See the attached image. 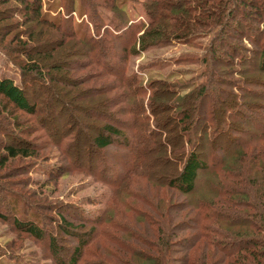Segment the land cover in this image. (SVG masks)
<instances>
[{
  "label": "rangeland",
  "instance_id": "obj_1",
  "mask_svg": "<svg viewBox=\"0 0 264 264\" xmlns=\"http://www.w3.org/2000/svg\"><path fill=\"white\" fill-rule=\"evenodd\" d=\"M61 1L40 0L38 10L21 0H0V76L21 85L35 106L30 113L0 95V264H71L81 241L76 264H146L144 258L149 264H238L233 262L238 256L264 264V255L236 245L252 227L207 219L209 210L200 207L201 200L224 202L213 186L224 180L218 171L202 170L194 191L182 194L168 186L169 159L152 150L146 154L152 165L124 174L137 150L130 119L155 102L158 118L171 115L164 122L169 135L178 133L184 125L174 114L178 93L206 83L210 70L213 94L193 104L192 111L211 113L216 90L232 91L235 99L228 96L220 106L227 109L223 135L211 144L202 138L199 153L210 164L213 151L223 158L238 149L237 138L255 143L248 133L264 128V71L259 68L264 16H256L253 4L264 9V0H201L193 15L209 7L213 16L200 18L204 23L195 26L190 40L170 39L144 51L137 40L151 19L174 31L179 12L163 4L156 9L162 18L149 15L145 0ZM121 14L125 22L117 31ZM206 21L214 25L207 27ZM213 47L218 61L211 58ZM30 63L42 76L23 70ZM155 81L154 94L148 85ZM234 100L244 105L246 116L235 115ZM106 114L127 118L132 127H123L127 141L117 138L97 149L93 139L111 118ZM8 145L25 147L31 155L9 157L3 164ZM106 159L120 175L102 168ZM257 200L252 201L260 207ZM197 217L203 230L194 226ZM22 218L29 225L15 222ZM61 220L76 228L66 233ZM30 223L43 234L32 232ZM159 231L171 244L162 257L167 260L154 263L160 257L153 249Z\"/></svg>",
  "mask_w": 264,
  "mask_h": 264
},
{
  "label": "trees",
  "instance_id": "obj_2",
  "mask_svg": "<svg viewBox=\"0 0 264 264\" xmlns=\"http://www.w3.org/2000/svg\"><path fill=\"white\" fill-rule=\"evenodd\" d=\"M21 1L40 10V0ZM145 1L148 3L146 5L145 11L149 15L151 14L152 16L162 18V13L159 10H156L158 8L157 6H160L161 8L164 6H170V9L179 12V15H177L178 17H174L177 19L174 27L172 26L174 31L170 30L171 27H167L165 21V23L163 22L158 24L157 22L153 21V19H151L152 23L143 31L137 40L139 49L142 51L151 46L162 44L166 41H169L170 39L188 41L191 39L192 35L195 34V26H197V24L200 25L201 22L204 23V21L200 20V18H211L213 16L212 10H210L209 7L208 9L204 8L200 11L198 10L199 15H193L194 13L192 12L197 11V8L200 6V2H202L201 0H174V2L172 0H166L164 3L161 2L162 4L152 3L154 0ZM220 1L223 2L224 0ZM243 1L247 2L246 0ZM63 2L64 1L62 0L61 3L63 4ZM188 2H192V4H189ZM163 4L164 6H161ZM253 5H255L256 16L258 18L263 17L264 9L260 8V5L257 3ZM164 15L166 14L164 13ZM117 18L118 19L116 20H118V28L116 30L118 31L120 29L119 26L125 22V18L122 14ZM206 25L207 27H212L214 23L208 22ZM212 49L213 50L210 54L211 58L214 61H218L219 57L217 48L213 47ZM133 50L136 52V47H133ZM259 68L264 71V46L260 52ZM39 69V66L35 63H30L23 68L25 72L36 71L37 75L42 76V74L39 72ZM212 82L213 72L210 70L209 78H207L206 83L192 89V91H187L188 93H186V91L183 93H178L179 100L176 101L177 104L174 103L176 104L175 108L178 107V109H176L178 111L174 114L177 119L182 116V121L178 119V123L184 125L183 127H179V132L176 134L174 133V135H169V132L165 129L166 124L164 123L171 121V115L167 117L163 116L162 119L158 118L157 112L154 108L155 102L153 104L151 103V105L149 104V106L147 105V107L143 105L145 114L141 115L142 117L140 116V113H138L136 117L131 119L129 118L130 120H133L132 126L135 129L134 148L137 150L134 155L133 163L128 166L126 173L124 172V174H127L128 176L129 173H134L135 171L138 173L142 167L146 168L148 165H152V161L147 162L149 158H147L146 155L152 150H157L158 155H164L169 159L173 166L171 170L173 176H168V186L176 188L182 194H189L194 191L199 174L202 170L209 169L210 171H215L216 173L218 171L224 177V180L219 181V183L215 185L213 184V186L216 187L217 192L219 191V193L223 195L222 199L227 203V206H220L219 204L222 202H218V200H209V202L201 200L199 202L200 207L209 210L207 212L206 218L218 221L219 217L227 220V222H231L232 224H241L242 221H244L242 224H247L249 228H253L251 232L248 231V233L252 234H246L244 238L238 240L236 245L242 246V248L246 251L253 250V255H256L257 253L264 255V128L260 127V130L257 133H248L250 135H248L249 139L255 142L252 145H250L251 143L248 145V141H245L244 144L242 141H240L241 138H237L235 143L239 144L238 149L233 151L228 150L226 153L227 156L225 155V157H227L226 159L225 157L220 158L217 154H214L213 151L212 154H210L211 156L209 160L211 163L209 164V162L206 161L198 151L201 146L200 140L204 138L208 143L211 144L216 142V138H218V136L220 137V135H223V129L221 125L225 123L222 115L225 113V111H227V109L221 108L220 106L225 104L226 98L228 96H233L235 99V95H233L234 93L232 91L216 90L215 95L213 96L214 99L212 100L213 109L211 110V113L205 112L203 110L199 111V109H195L194 113L192 111L193 104L198 106L207 100L211 94H213L212 91L214 89L212 88ZM154 84H156V81L152 84L149 83L148 88L150 91H152L153 88L155 94V92L158 93V91L155 89ZM177 92L174 91L170 94L175 95ZM0 95L4 96L10 103L21 110L30 113L35 111V106L29 102L24 88H22L21 85L16 84L15 81L9 77L0 76ZM162 95L163 97H167L164 92ZM190 98L193 99L189 100ZM235 101L236 100L233 101L235 109L232 111L235 112L236 116H246V112L242 110L244 105L242 103L237 104ZM146 111L148 113H146ZM228 111L231 112L229 109ZM105 116L106 118H109V116L111 117L110 114L108 116L106 114ZM166 118H169V121ZM234 121L241 123L239 120ZM129 123L130 121L127 120V118H109L108 123H105L99 127L97 135L93 139L94 146L97 149H104L111 145L117 138H122L127 141L128 138L126 136V131L123 130V127H132L131 125L129 126ZM241 142L242 144L240 145ZM4 150L6 155H2L1 163L3 164L6 163L9 157H16L19 155L29 156V154L31 155V153H29L28 149L25 147H15L8 145ZM157 158H159V156ZM103 163L104 164L102 168L110 172L111 175H120L116 168L117 166L114 163L107 161V159L104 160ZM253 197H256V199L262 201L260 207H258L257 204L253 202ZM224 202L222 204H224ZM248 208L253 209V211H248ZM200 221L202 220H199L198 217L195 218L194 226H200L202 224ZM15 222L19 226L29 225L27 224L28 220L24 219H16ZM30 224V230L32 232L38 236L43 234V230L40 227L32 226V223ZM60 225L64 228L66 233H70V230H74L76 228L63 220H61ZM201 227L203 230L205 226L201 225ZM159 233L161 234L160 236L158 234V241L154 244L153 249L158 254H160V257L157 255V257H155L156 259L154 263L158 260L161 262L162 257L166 255V247L168 248L171 244V238L166 235L167 233L163 235L161 231H159ZM52 242L54 250H57L58 247L56 246L54 237L52 238ZM84 244L85 242L81 241L79 247L76 248V253L70 260L71 264H76L78 255L81 252ZM251 245L255 248L262 246V248L256 251V249L250 248ZM241 257L244 258V256H238L233 262H237L238 264L250 263L249 261L245 260L246 258L243 259ZM146 259L147 258H144L146 264H149ZM162 260L165 262L167 259L165 257V259Z\"/></svg>",
  "mask_w": 264,
  "mask_h": 264
}]
</instances>
